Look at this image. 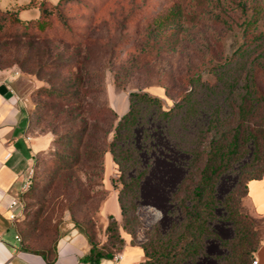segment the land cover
<instances>
[{"label":"rangeland","instance_id":"rangeland-1","mask_svg":"<svg viewBox=\"0 0 264 264\" xmlns=\"http://www.w3.org/2000/svg\"><path fill=\"white\" fill-rule=\"evenodd\" d=\"M62 11L69 24L82 27L80 44L55 37L0 36V71L18 72L16 93L25 107L27 130L49 134L52 141L26 168L19 186L18 197L24 203L17 221L22 246L52 257L59 238L77 229L105 249L122 252L129 242L144 253L142 247L164 250L175 239V230L190 222L192 229L215 228L219 239L232 248V227L223 219L229 210L236 212L239 224L248 222L243 211L254 217L242 180L264 167L260 159L264 157V104L254 105L246 120L238 117L247 77H254L264 93V0H72ZM6 27L14 30L13 24ZM135 89L161 97L164 110L180 103L170 129L182 135L183 159L168 165L164 164L168 159H137L140 167L154 162L171 171L167 181L177 182L171 192L172 202L183 207L180 212L150 194L156 186L147 180L140 182L139 191L138 181L130 182L132 172L126 167L119 178L118 166L98 152L107 148L101 143L107 121L115 126L128 109V93ZM105 104L117 117L100 114ZM189 107L198 115H187ZM85 125L82 138L65 135ZM238 125L241 135L233 162L212 176L197 199L194 193L202 184L211 145L227 146ZM246 131L256 134V143L245 137ZM112 134L113 130L108 141ZM26 182L30 184L24 189ZM117 193L124 218L115 212ZM210 200L216 201L217 208L212 224L206 226ZM190 211L195 217L187 216ZM165 218L166 230L157 232ZM113 219L124 223V228L108 233L106 226ZM256 219L255 227L264 236V217ZM216 246L210 243L203 248L211 264H229L230 252ZM145 259L139 264H147Z\"/></svg>","mask_w":264,"mask_h":264},{"label":"trees","instance_id":"trees-1","mask_svg":"<svg viewBox=\"0 0 264 264\" xmlns=\"http://www.w3.org/2000/svg\"><path fill=\"white\" fill-rule=\"evenodd\" d=\"M70 1L72 0H58L56 4L51 3L49 0H40L39 2L31 1L39 9V15L36 18H31L26 21L18 17L19 9H0V36H23L28 39L55 37L65 39L78 45L81 43L80 41L82 39L80 32L82 27L79 29L78 24H75L74 27L69 24L62 11V7ZM7 23L13 24L14 30L7 28ZM123 44L125 43L121 45ZM146 52L147 51H145V53ZM164 91L167 93L166 88H164ZM70 98L71 97H68V102H70ZM180 102L182 104V102H184L183 99H180ZM259 103L264 104V93L260 92L256 87L254 77L249 76L246 80L245 94L242 95L238 107V117L240 120H246L251 114L252 107ZM183 104L182 107L185 106ZM178 107H180V103L177 101L170 108L164 110L163 99L161 97L153 95L146 90L135 89L130 91L128 93V109L122 115L118 116L115 126L113 127V121H107L108 127L103 131L101 141L107 148L98 150L99 154H104L105 161L107 154H110L111 161L114 165L118 166L120 172L118 175L119 178L123 175V167H126V169L132 172L129 177L130 182L135 183L138 181L139 191L141 190L142 192V183H140L142 180H147L150 185L154 184L156 188L153 189V192L150 194L162 198L164 205L166 207L167 204L170 205V209L173 212L175 209L180 212V209L183 207L181 203L176 204L172 202L174 192L172 193L171 190L177 188L175 187L177 182L174 185L173 183H168L167 177L171 171H167L161 163L158 164L154 162L147 163L144 167H140L141 163H139L137 159H168L169 161H164V164H174L175 162L177 163V159H183V155L186 153L182 151L184 150L181 142L182 135L178 137V135L174 134L170 129L174 116L173 113ZM192 108L193 107L185 108L186 114L193 117L197 116V110ZM100 111L102 112L100 114H104V116L108 113L117 117L115 111H113L108 104L103 105ZM112 130V138L108 141V134ZM85 132L86 125L71 133H66L65 135L80 139L84 136ZM246 132L247 134L245 137L253 141V143H256L258 139L256 134H252L249 131ZM240 135V125H238L234 131L231 142L227 146L221 147L217 144L211 145L207 155V163L202 169V184L194 193L197 199L202 197V188L207 187L208 184L212 182V176L217 174L224 164L233 162L234 159L232 158L236 155ZM255 152H257L255 154L257 161L264 159V157L260 158L258 149H255ZM187 154L190 155V153ZM194 156L193 153L192 157ZM120 159H133V161L131 163H123ZM263 174L264 167L258 174L248 176L242 180L243 195L246 196L247 194V183L252 179L261 178ZM110 182H112V180ZM121 182L126 186L130 185V182L129 184L124 183L122 180ZM117 200L124 218L126 216L124 204L121 195L118 193ZM206 206L208 209L204 217V224L210 226L212 224V212L217 208L216 201L210 200V202L206 203ZM192 208L194 209L196 206ZM188 209L189 207L186 208V210ZM243 212L247 216V223H236L238 217L235 215L236 212L232 210H229L227 215H225V219H223V221L232 227V248L226 247L229 244L228 242L219 239L215 228L210 226L199 230L192 229V227H190L191 223L189 222V224H184L183 228L178 227V229L175 230V239H170V241L165 244L166 247L164 250L148 251L147 248L142 247L144 256H146L144 261L147 264H211L210 257L207 253L203 252V248L210 243H219L221 249L225 248L230 252L229 264H250L253 258V252L264 239V236H261L260 230L255 227L257 226V219L251 215L249 216L245 211ZM193 214L194 213L190 211L187 216L195 217L196 214ZM109 216L112 219V215L110 214ZM115 220L116 219H113V221L108 222L106 226L108 233L114 230L117 231L119 227L124 228V223H117ZM167 222V218L160 222L157 226V232L165 231L166 228L164 226L167 225ZM252 224L254 225L253 227ZM194 233L197 234L198 237L195 236ZM85 236L90 244L89 252L82 257V260L85 262L99 264L102 258L111 259L120 251V248H118L119 251L117 249L115 252L107 248L105 249L104 244L102 246L98 245L91 237ZM199 237L201 241H199ZM116 238H118L120 244L123 243V238L121 236L117 235ZM34 252L40 253L45 257L48 256V254L43 252Z\"/></svg>","mask_w":264,"mask_h":264},{"label":"crops","instance_id":"crops-1","mask_svg":"<svg viewBox=\"0 0 264 264\" xmlns=\"http://www.w3.org/2000/svg\"><path fill=\"white\" fill-rule=\"evenodd\" d=\"M31 1L0 0V9H19L18 17L26 21L39 15V9ZM10 89L19 92V77L11 70L0 71V264H90L82 260L89 252L90 244L77 229H71L59 238L52 257L25 249L15 238L19 236L17 221L9 219L8 202L18 196L24 171L33 164L38 154L50 146L51 137L49 134L34 135L28 132L25 107L14 101ZM107 159L111 160L110 154H107ZM246 199L254 209L250 211L252 215L263 218L264 174L247 183ZM115 212L121 213L119 204ZM216 245L220 248L219 243ZM119 253L122 257L120 260L102 258L99 264H139L141 258L145 257L138 247L131 246L129 242H125L124 250ZM254 260L255 264H264V239L253 252L250 264Z\"/></svg>","mask_w":264,"mask_h":264},{"label":"built area","instance_id":"built-area-1","mask_svg":"<svg viewBox=\"0 0 264 264\" xmlns=\"http://www.w3.org/2000/svg\"><path fill=\"white\" fill-rule=\"evenodd\" d=\"M14 74L17 75L18 72H14ZM10 93L14 97V101L18 102L20 100V97L18 96V94L13 89H10ZM29 184H30L29 182H26L23 184L22 187L24 189H26V188H28ZM8 210H9V219L11 221H18L19 217H21L23 215V210H24L23 200L18 196L12 197L8 202ZM15 238L18 241L20 240L18 235H16ZM121 258L122 257H121L120 253H117L114 255L115 260H120ZM252 263L255 264L256 261L254 260Z\"/></svg>","mask_w":264,"mask_h":264}]
</instances>
